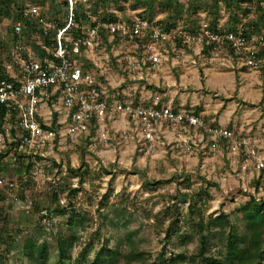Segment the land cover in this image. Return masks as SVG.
Listing matches in <instances>:
<instances>
[{
  "label": "rangeland",
  "instance_id": "obj_1",
  "mask_svg": "<svg viewBox=\"0 0 264 264\" xmlns=\"http://www.w3.org/2000/svg\"><path fill=\"white\" fill-rule=\"evenodd\" d=\"M63 2V0H0V43L5 46V51L11 48L12 20L16 7L34 3L41 5L44 8V20L55 23L65 21ZM165 3L166 0H93L90 8L92 13L96 11L102 15L106 13L119 20L128 19L144 11L147 14L151 12L152 22L165 26L164 19L169 13L164 7ZM235 5L244 6L239 0L221 1L216 14L213 10L212 12L211 9L208 10L209 17L207 15L204 21H201V25L215 26L222 33L224 29L232 28V25L236 28L242 26L241 24L245 22L243 11L235 8ZM88 8L89 6L84 7ZM177 12L179 13L178 18H175L177 27H182L186 31L193 30L195 24L192 19L189 21L187 11L183 9ZM211 13L215 16L212 17ZM255 16L252 13L248 19H256ZM96 18V15L91 16V20ZM91 20L83 21L85 23L82 25L88 27ZM39 29L36 22H28L24 29L27 38L23 39V44L30 45V37L37 38ZM73 33L71 31L65 36L66 41L72 39ZM258 33L257 39L264 38V21L259 24ZM106 38L95 55L103 59L101 68L103 75L97 70L92 72L102 87L104 96L109 100L120 101L126 93L135 102L136 95L137 97L147 95L145 100H142L146 106L158 95L161 102L171 106L178 97L199 93L201 99L205 96L211 99L209 104L203 102L197 107H202V110L210 106L218 109L216 115L213 114L215 117L222 113L226 116L227 111L236 103L238 112L252 108L248 124L263 123L264 112L255 109L257 106L264 107V74L261 70L263 68H250L239 62L236 83H233L228 93L222 97L216 93L219 86L212 85L209 81H214L216 74L224 73L225 70L231 71L230 66L224 64H227V61H224L226 59L224 52L214 53L209 58L207 52H204V46L201 49L200 45L193 43L178 46L164 38L154 49L159 55L161 53L162 60L157 66H152L141 61L150 54L147 46L154 47L150 45L152 41L147 35L138 40L139 46L132 41L122 45L118 41ZM262 41L261 48L264 50V39ZM129 60H137L138 68L128 72ZM178 60L183 61V65L186 66L175 68L176 64H173L172 67L171 63ZM261 61L264 67V60ZM81 63L86 70L92 68L89 53L83 54ZM232 65L237 67L235 64ZM241 73L242 77H238ZM194 74L198 75L195 80ZM183 77L186 79L185 83L180 81ZM197 81L200 83L199 87L194 83H198ZM219 85L224 87L221 82ZM195 88L199 89V92ZM130 91L134 97L129 95ZM258 96L262 104L257 106H250L249 102H244L242 106L238 102L242 97L248 99L251 97L250 100L254 101ZM187 107L191 110L193 105ZM189 110L182 112L187 113ZM136 127L134 132L140 133V126ZM177 129V127L169 128L168 131L163 129L162 134L155 129L162 144L153 147L149 154H143L136 149L133 154L127 155V152L130 153L128 149H120L112 161L102 156L101 153L112 147L105 148L106 143H102L103 147L96 141L94 125H90L86 135H79L75 140H71L72 142L62 136L65 139L53 150V156L49 161L50 168L45 166L47 162L38 161L33 186L30 183L32 187L28 192L12 193L13 196L16 194L13 206H10L8 193L0 189V264H29L23 251V243L27 239L34 240L37 244L46 243L49 247L47 264H57L54 248L57 234L65 238L71 235L75 237L72 259L80 257L82 264H87L104 247L112 249L118 246L124 258L128 249L125 241L127 233H132V240L146 253V259L166 264L165 260L169 256L182 254L184 260L181 264H192V258L197 253L199 245L194 226L200 218L206 221L209 216L214 217L223 212L229 215L232 221L237 220L240 231H244L241 212L238 210L249 201L248 192L253 191L252 180L255 174L250 172L253 170V163L251 160H245L235 144L222 145L215 135L207 133L208 139L203 142L197 139V134H193L195 131L189 130L185 138L178 139V135L173 133ZM167 132L171 135L170 138L167 137ZM126 138L128 136L124 139ZM124 139L122 143L125 142ZM234 139L237 141L236 137ZM256 149L261 152L260 154H264V148ZM104 155L109 154L106 152ZM14 164L16 165L15 162ZM23 169L24 166L19 169L11 168L6 178L22 182L23 178L21 179L19 175L23 173ZM37 184L39 188L36 190ZM71 190H74V193H70ZM56 191L60 192L57 202L52 199V194ZM254 192L255 198L263 201L264 205V191ZM26 194L29 201L25 198ZM62 209L65 212L59 214L58 210ZM44 210L47 214L41 217ZM76 216L81 219L82 224L68 225V221ZM220 234L212 232L208 236L219 238ZM103 251L106 253V249ZM211 251L217 253L216 244L212 245ZM100 257H103V254ZM64 264L70 263L65 261ZM117 264H122V261L118 260Z\"/></svg>",
  "mask_w": 264,
  "mask_h": 264
},
{
  "label": "built area",
  "instance_id": "obj_2",
  "mask_svg": "<svg viewBox=\"0 0 264 264\" xmlns=\"http://www.w3.org/2000/svg\"><path fill=\"white\" fill-rule=\"evenodd\" d=\"M63 1L66 17L65 21L60 22V26L56 21L52 23L44 20V8L41 5L34 3L19 6L13 14L11 48L5 51V46L0 43V189H4L10 196V206L16 201L18 191L25 193L33 186L38 161L47 162L45 166L50 168L49 161L53 150L62 143L58 139L65 136L71 141L79 135H86L92 119L98 124V132H94L99 143L109 140L103 127L107 121L117 116H125L137 123L141 128L143 141L138 151L143 154H149L153 147L162 144L155 133L160 124L169 123L171 128L180 125L203 127L198 117L183 112L174 113L170 105H161V97L158 95L154 96L147 106H135L129 97L120 101L105 97L92 72L97 70L103 75V59L95 57L98 49L102 47L103 34L122 45L132 41L138 46V40L147 35L152 41L150 45L154 47L147 46L150 54L141 61L152 66H157L162 60L161 53L159 55L154 49L164 38L169 39L173 45L178 38L188 45H212V53L221 52L224 43L228 41L231 43L234 57L241 65L250 68L262 66L261 59L256 58L259 50L254 42L257 38L243 37L241 27L237 28L236 33L224 31L216 34L204 24L200 25L199 31L193 35L182 27H175L165 33L161 26L137 15L124 20L101 21L98 18L99 12L89 13L90 0ZM88 6V9H84ZM78 7L82 8L80 11L88 17V21L92 15H96L98 19H92L88 27L82 25L85 22L77 24L74 11ZM32 21L39 25L40 31L37 38L30 37L31 43L26 46L22 42L27 38L24 29L28 22ZM70 30L74 31L76 37L71 34L72 39L66 41L65 36ZM87 53L91 56L90 70H86L81 63L83 54ZM128 64V72L138 68L137 60H129ZM54 114L57 115L55 127L59 129L58 132L46 123ZM206 131L208 134L225 138L228 144H235L238 150L241 147V155L246 161L251 160L253 170L250 172L255 174L252 180L253 191L245 192L259 202L254 191H264V154H260L256 146L248 141H235L226 130ZM126 136L125 131L120 133L118 138L122 140ZM21 166H24L23 173L19 175L23 178L22 182L6 178L11 168L19 169ZM253 182H258L259 186L255 187ZM38 188L37 184L35 189ZM12 193L16 194L13 196ZM25 198L29 201L27 194ZM41 214L45 215L46 211Z\"/></svg>",
  "mask_w": 264,
  "mask_h": 264
},
{
  "label": "trees",
  "instance_id": "obj_3",
  "mask_svg": "<svg viewBox=\"0 0 264 264\" xmlns=\"http://www.w3.org/2000/svg\"><path fill=\"white\" fill-rule=\"evenodd\" d=\"M223 0H214L212 1V6L217 7L218 3ZM92 4L93 0L89 1ZM239 3L244 4V6H239L237 8L243 11L242 16H244V23L240 26L243 30V37L250 39L254 36L257 37L259 24L264 21V1L263 0H239ZM65 5V2L62 3ZM198 7H203L207 3H204L202 0H166L164 7L169 9H175L179 7V9H186L191 11V15H196L195 5ZM182 6V7H181ZM82 8L78 7L75 11V22L77 24L83 23V21H88V17L81 12ZM18 10V7L15 8V11ZM81 10V11H80ZM173 11L170 14V17L165 22V26H161V29L165 33H169L171 29L175 28L176 21L175 18H178L179 13L177 11ZM217 10V9H216ZM9 11V10H8ZM7 12V11H6ZM98 11H96L97 13ZM89 13H92L90 8ZM92 13V14H96ZM256 15V19H248L250 14ZM7 14V13H6ZM10 14V13H9ZM100 15V14H99ZM138 17L146 19L149 22H152V14L149 12L148 14L145 11L142 13L136 14ZM106 16V18H105ZM101 21H116L118 20L116 17L111 15H100ZM116 18L115 20H113ZM61 22V21H60ZM58 22L57 25L60 24ZM196 22V21H195ZM64 23V22H63ZM197 23V22H196ZM155 24V23H154ZM157 25V24H156ZM60 26V25H59ZM200 26L197 24L194 30L186 31L190 35L195 34L199 31ZM209 30L212 33L221 34L222 31L217 30V28L209 27ZM236 33L238 30L236 27H232L227 30ZM74 32V31H73ZM76 37V34L73 33ZM106 36L102 35L103 41H105ZM107 39V38H106ZM259 39V38H258ZM256 40L254 44L258 47V54L256 58L260 59L264 56V50L261 48V42L264 38L260 37V40ZM183 43L181 38L176 39L175 45L180 46ZM204 52H208V49H212V45H203ZM224 46L229 48L231 52H233L231 43L226 41ZM160 104L157 106L159 109ZM177 113V111H173ZM96 125H94V130L96 129ZM52 128H55V125H52ZM220 140H224L227 143V140L223 137H218ZM218 140V141H219ZM255 187L259 186L258 182H253ZM54 189V186L52 187ZM70 193H74V190L69 191ZM59 191H56L52 194L53 201H58ZM249 201L241 207L238 211L241 212V221L243 222L244 231H240V227L238 225V221H232L229 215H226L223 212H219L218 215L212 217L209 216L206 221L203 218H200L195 224V234L198 236V248L197 253L193 256L192 264H264V205L263 201H255V199L251 196ZM45 211V210H44ZM59 214H63L65 212L64 209L58 210ZM47 214V212H46ZM42 215V214H41ZM45 215H42L43 217ZM81 219L78 216L71 218L68 221V225H79ZM220 234L219 238H215V236L209 237L210 233ZM168 237L169 231H166ZM55 242V251H56V263L64 264L65 261L70 264H82L80 257L72 259V249L75 241V237L71 235L68 238L63 237L61 234H57ZM126 244H127V252L125 253V257L122 258L123 254L121 249L116 246L112 249L103 248L101 251L96 253V255L87 262V264H117L118 260L122 261V264H136L138 262L142 264H161L155 261H151V259H146V253L141 251L134 240H132V233L126 234ZM121 243V242H120ZM119 243V244H120ZM107 244V242H106ZM216 244V248L218 249L217 253L212 252V245ZM48 245L46 243L37 244L34 240L27 239L23 243V251L24 256L26 257L29 264H47L48 260ZM106 249V253H103ZM103 254V257H100ZM184 255L177 256H169L165 262L166 264H181L183 263Z\"/></svg>",
  "mask_w": 264,
  "mask_h": 264
},
{
  "label": "crops",
  "instance_id": "obj_4",
  "mask_svg": "<svg viewBox=\"0 0 264 264\" xmlns=\"http://www.w3.org/2000/svg\"><path fill=\"white\" fill-rule=\"evenodd\" d=\"M177 1H180V0H177ZM202 1L204 3H207V2L208 3H210V2L213 3L212 1H214V0H202ZM208 3L206 5H204L203 7H198V5L196 4L195 5V8H196V15L195 16L193 14L191 15V13H192L191 11L186 10V9L183 8L185 10V12L187 11V13H188L187 17H188L189 21L192 19L194 21L195 26L197 24L200 26L201 25V21H204V19L207 17V15L209 17L208 10L211 9L210 11L212 12V10H213V12H215V14H216V12H217L216 9L221 4V2H219L218 6L214 8V6H212V4H208ZM235 8H237L236 5H235ZM183 9H179V7H178V10H180V11L183 10ZM173 10H175V7H174V9H169V10L166 8V11H168L169 13H168V16L164 19L165 21H168L167 19L170 17V14L173 12ZM215 14L211 13L212 17H214ZM100 15H101V13H100ZM100 15H98L99 19H101ZM211 15H210V17H211ZM236 20L237 21H235V22L237 23L238 19L236 18ZM175 21H177V20H175ZM232 26L234 27V25H232ZM175 27H177V25ZM257 28L259 29V27H257ZM217 30H219V29H217ZM227 30L228 29H224V31H227ZM262 46H263V44H262ZM202 47H203V45L200 46V49ZM222 52H224V57H226V59H224V61L225 60L227 61V64L226 63H224V64L230 66L231 71H227L226 72V70H225L224 73H220L221 75L220 74H216L215 80L214 81H209V82L212 85H216L217 84V86H219V89L217 90V92L215 90H214V92H216L217 94H219L220 96L223 97L224 94L228 93V91L232 87L233 83H236L235 82V79L237 77L236 76V70L240 66V64H239V61L234 57L233 52H231L229 50V48L224 46V48L222 49ZM212 54H214V53H212L210 51V49H208L207 57L210 58ZM229 59L232 62H230ZM260 59L264 60V56H262V58H260ZM182 62L183 61H179V60L175 61L174 63H171V66L173 67V64L174 65L176 64L175 68H184L186 66V64H184L185 65L184 66ZM232 64H235L237 67H233ZM261 68H263L261 70L263 71V74H264V67L261 66ZM180 72H181V69H180ZM192 73H195V72H192ZM254 73H256V72H254ZM193 76H194L193 80L198 78V75H196V74H194ZM238 77H242V73H241V76L239 75ZM180 81H181V83H183V82L185 83L186 79L183 77V79L180 80ZM220 82H221V84L223 83L224 87L219 85ZM194 83H195V85L197 87L200 86L199 82L198 83L194 82ZM168 88L169 87H167V90H169ZM196 91L199 92V89H196ZM210 92H213V91H210ZM168 93H170V92H168ZM129 95L131 97H134V94L132 95L131 91L129 92ZM126 97H129V96L125 93L124 98H126ZM145 97H147V95H145V96L141 95V96H138V97L136 95L135 98H134L135 102H133V104L135 103L134 104L135 106H137L136 103H138V105L145 104V102L142 101V100H145ZM250 98L251 97H249V99H248V97L247 98L242 97V100L238 99V102L240 104H242V106H244L243 105L244 102H249L250 106H254V105L257 106V104L258 105L262 104L261 103V98H259V96L254 101L250 100ZM210 99L211 98H207V96H205V97H203V99H201V97L199 96V93H194V94L192 93V94H189V96L186 95V97L185 96L178 97L176 99V102H173V104L171 105V108H172L173 111H177V113L185 111V110H189L187 106L188 105H193V108L191 110H189V112H187V113H189L190 115H193L195 117H198L203 123V127H200V128H198V127H184V126H181V125L177 126L178 129L174 130V131H178V133H176L174 131H173V133H174V135L175 134L178 135V139L185 138V136L188 135V131L191 130V131H195V132H193V134L194 135L197 134V137H198L197 139L198 140H201V141L205 142V140L208 139V134H207L206 130L220 129V130H226L227 132H229L232 135V137H234V138L236 137L237 141L239 143H241L243 141H248V142L252 143L256 147L264 148V136H263L264 135V121H263V123H260L259 125H255L254 123L248 124V122L250 120V115H251L252 108H250L248 110H245V112L244 111L238 112L236 110V105L237 104L235 103L236 105L233 104V107L230 108L229 111H227V115L226 116H224V113H222V115L215 117L218 109L216 110L212 106H210V108L209 107H205V110L204 109L202 110V107L201 108L197 107V106L201 105L203 102L205 104L206 103L209 104ZM160 104L161 105H165L164 102H161ZM185 104H188V105L186 106ZM184 106H186V107L184 108ZM242 106H241V108H242ZM219 108L221 109V106ZM222 108L224 109V107H222ZM255 109H258L259 111L261 110V111L264 112V107L263 108L262 107L259 108L257 106V108L255 107ZM201 114H203V115H201ZM213 114H215V115H213ZM56 117H57V115L54 114L46 122L47 125H57L56 124V120H55ZM204 122L208 123L209 125H205ZM88 125H98V124H97V122L94 119H92ZM136 125H138V124L135 123L132 120L130 121V119L125 117V116H117L113 120L107 121L106 124L103 127H105V131L108 133V138H109L108 141H110V143L108 142L109 143L108 144L107 142H105L106 143L105 148L106 147L108 148V146H111L112 148L107 150V151H105V152H103V153H101L102 156H105L104 158H107L109 161H112V160H114L117 157V154H118L117 152L120 151V149H128L127 151H130V153L127 152V155L131 154V153L133 154V152H135L136 149H139V147H140V145L142 144L143 141H142L141 132L140 133H139V131L138 132H134L135 129H137ZM160 125L161 126H159V128H156V129H158V131L161 134L163 133V129H166L168 131V129L171 128V127H169V123H163V124H160ZM108 129L110 130L109 132H108ZM58 130L59 129L55 127V131L58 132ZM96 131L98 132L97 127H96ZM125 131L127 132V136H128L129 139L126 138V139H128L127 141H126V139H124L125 142L122 143V140L118 141V139H119L118 136H119V133H122V132H125ZM198 133H200V134H198ZM62 134H63V131H62ZM166 135L169 138L171 136L170 134H168V132L166 133ZM111 136H112L113 139L111 138ZM57 139H58V136L56 137V140ZM62 140H64V138L60 139L59 141L62 142ZM219 142L222 145H224V143H226V141L221 140V139L219 140ZM102 143L103 142H100V144H102ZM102 145L104 147V144H102ZM239 150H241V147L239 148ZM106 152L109 155H107V156L104 155Z\"/></svg>",
  "mask_w": 264,
  "mask_h": 264
}]
</instances>
